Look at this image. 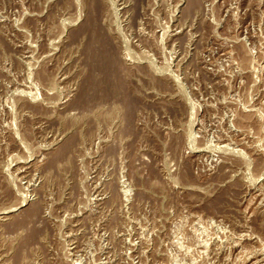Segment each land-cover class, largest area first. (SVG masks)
Returning <instances> with one entry per match:
<instances>
[{"label":"rangeland","instance_id":"1","mask_svg":"<svg viewBox=\"0 0 264 264\" xmlns=\"http://www.w3.org/2000/svg\"><path fill=\"white\" fill-rule=\"evenodd\" d=\"M0 264H264V0H0Z\"/></svg>","mask_w":264,"mask_h":264},{"label":"bare ground","instance_id":"2","mask_svg":"<svg viewBox=\"0 0 264 264\" xmlns=\"http://www.w3.org/2000/svg\"><path fill=\"white\" fill-rule=\"evenodd\" d=\"M96 36H97V35H96ZM100 36H102V35H100ZM102 38H103V37H102ZM107 38H108V37H107ZM105 39H106V38H105ZM106 49H107V48H106ZM101 53H102V52H101ZM96 54H97V53H96ZM110 56H111V55H110ZM110 56H109V58H110ZM100 57H101V56H100ZM112 57H114V56H112ZM115 57H116V56H115ZM97 58H98V57H97ZM112 59H114V58H112ZM116 61H118L117 58H116ZM113 62H114V61H113ZM119 64H120V63H119ZM106 66H108V65H106ZM107 68H108V67H107ZM122 70H123V69H122ZM104 72H105V71H104ZM116 74H117V73H116ZM106 75H107V74H106ZM119 75H120V74H119ZM108 76H109V75H108ZM115 77L117 78V75H116ZM107 78H108V77H107ZM111 78H112V77H111ZM118 78H119V77H118ZM118 78H117V79H118ZM113 79H114V78H113ZM97 80H98V79H97ZM97 80H96V81H97ZM115 80H116V79H115ZM121 81H122V80H121ZM92 82H93V81H92ZM129 99H130V98H129ZM64 148H65V147H64ZM67 148H68V147H67ZM62 150H63V149H62ZM64 150H65V149H64Z\"/></svg>","mask_w":264,"mask_h":264}]
</instances>
